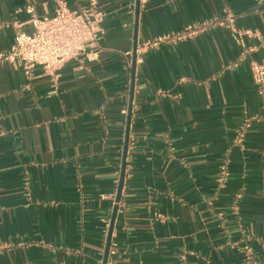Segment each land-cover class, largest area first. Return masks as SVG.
<instances>
[{
	"label": "crops",
	"instance_id": "crops-1",
	"mask_svg": "<svg viewBox=\"0 0 264 264\" xmlns=\"http://www.w3.org/2000/svg\"><path fill=\"white\" fill-rule=\"evenodd\" d=\"M96 2L98 44L56 75L0 61V264H103L128 126L107 264H251L245 245L264 264V91L251 68L264 46L248 38L246 52L211 25L144 47L226 9L264 34V0H146L138 16L137 0ZM31 3L55 12V0H0V53L15 22L33 31Z\"/></svg>",
	"mask_w": 264,
	"mask_h": 264
},
{
	"label": "built area",
	"instance_id": "built-area-1",
	"mask_svg": "<svg viewBox=\"0 0 264 264\" xmlns=\"http://www.w3.org/2000/svg\"><path fill=\"white\" fill-rule=\"evenodd\" d=\"M55 1V12L50 16H40L32 3L26 6L25 10L29 15L26 23L33 26V31L28 32L22 28L23 23L15 22V41L9 50L0 53V61L11 62L28 77L33 75L37 67L44 73L56 75L69 60L84 56L91 47L98 44L103 34L105 11L98 7L96 0H90L88 4L78 8L70 7L67 0ZM211 25L227 27L246 52L256 49L255 45L248 44V38H257L264 46V34L254 29L237 27L234 12L226 9L223 16L190 24L184 30L172 36L159 37L144 47L156 46L167 40L184 39ZM251 68L254 81L264 91V58L252 61ZM250 125V118L241 124L236 135L237 143L244 142ZM115 246L110 247V256L116 255ZM244 251L249 263L260 264L250 245H245Z\"/></svg>",
	"mask_w": 264,
	"mask_h": 264
},
{
	"label": "water",
	"instance_id": "water-1",
	"mask_svg": "<svg viewBox=\"0 0 264 264\" xmlns=\"http://www.w3.org/2000/svg\"><path fill=\"white\" fill-rule=\"evenodd\" d=\"M140 5H141L140 0H137V16L139 14ZM137 46H138V44H137V41L135 40V44H134V60H133V81L135 79V68H136V59H137ZM132 96H133V94H132ZM131 117H132V105H130V107H129V112H128V122H129V124L128 125H130ZM128 136H129V126H128V130H127L126 147H125L124 157H123L122 174H121V177H120L119 187H118L117 194H116V197H115L116 204L114 206L113 213H112V218H111V222H110V227H109L108 238H107V242H106V248H105L103 264H107L108 263L110 247H111V243H112V234H113L114 225H115V220H116V216H117V212H118V208H119V202L121 201V198H122V190H123L124 181H125V175H126V160H127V154H128Z\"/></svg>",
	"mask_w": 264,
	"mask_h": 264
}]
</instances>
